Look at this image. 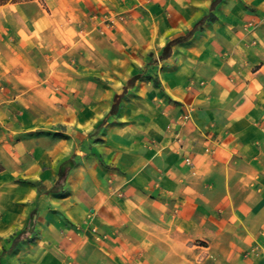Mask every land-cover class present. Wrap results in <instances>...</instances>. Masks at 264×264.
I'll use <instances>...</instances> for the list:
<instances>
[{"label":"crops","instance_id":"0c3cea01","mask_svg":"<svg viewBox=\"0 0 264 264\" xmlns=\"http://www.w3.org/2000/svg\"><path fill=\"white\" fill-rule=\"evenodd\" d=\"M135 7L109 92L0 34V264H264V0Z\"/></svg>","mask_w":264,"mask_h":264},{"label":"rangeland","instance_id":"374dc122","mask_svg":"<svg viewBox=\"0 0 264 264\" xmlns=\"http://www.w3.org/2000/svg\"><path fill=\"white\" fill-rule=\"evenodd\" d=\"M138 0H30L0 5V34L11 33V43L26 50L25 57L42 72L46 66L92 71L106 89L120 87L131 69L128 52L104 54L99 21L124 23L133 31ZM138 14V11L137 13ZM10 36V35H9ZM11 37V36H10ZM154 50L144 56V70L155 61ZM161 57L160 54L158 55ZM142 75L140 73L133 76ZM110 106L113 96L101 97ZM202 244V243H201Z\"/></svg>","mask_w":264,"mask_h":264},{"label":"trees","instance_id":"16d2710c","mask_svg":"<svg viewBox=\"0 0 264 264\" xmlns=\"http://www.w3.org/2000/svg\"><path fill=\"white\" fill-rule=\"evenodd\" d=\"M27 1H30V0H0V5H4V4L8 3V2L19 3V2H27ZM214 4H215V2L212 3V6ZM200 23H201V21L197 22V24H195L194 27L191 28L188 32H186L183 36H180V37H177V38H174V39L168 41L166 43V45L161 50L160 59L168 57L170 55L171 46L176 44V43H178V42L186 40L193 33V31L196 29L197 25L200 24ZM134 80H135V76H132L126 81V86L124 87L123 92H125V90H127L126 89L127 87H131L133 85ZM153 83H154V85L157 86V82L156 81H154ZM120 97H121V94H119V95L115 94L113 96L112 103H111L110 108L108 110V113L106 115L107 117H109L111 115H114L116 113Z\"/></svg>","mask_w":264,"mask_h":264},{"label":"built area","instance_id":"2783aa9c","mask_svg":"<svg viewBox=\"0 0 264 264\" xmlns=\"http://www.w3.org/2000/svg\"><path fill=\"white\" fill-rule=\"evenodd\" d=\"M184 162H185V164H189V163H190V161H189L188 158H185V159H184Z\"/></svg>","mask_w":264,"mask_h":264}]
</instances>
